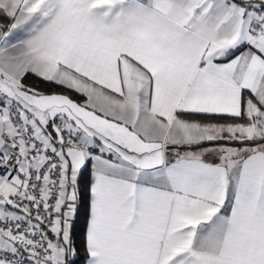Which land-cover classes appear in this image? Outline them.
Returning <instances> with one entry per match:
<instances>
[{
	"label": "snow or ice",
	"instance_id": "snow-or-ice-1",
	"mask_svg": "<svg viewBox=\"0 0 264 264\" xmlns=\"http://www.w3.org/2000/svg\"><path fill=\"white\" fill-rule=\"evenodd\" d=\"M77 262L264 264V0H0V264Z\"/></svg>",
	"mask_w": 264,
	"mask_h": 264
},
{
	"label": "trees",
	"instance_id": "trees-1",
	"mask_svg": "<svg viewBox=\"0 0 264 264\" xmlns=\"http://www.w3.org/2000/svg\"><path fill=\"white\" fill-rule=\"evenodd\" d=\"M35 80L34 77H29L27 82H33ZM84 229H85V219L83 214L80 215L79 219L77 220L76 223V235L78 237V241L80 243V252L81 255L83 254V233H84ZM77 264H79V262H77Z\"/></svg>",
	"mask_w": 264,
	"mask_h": 264
}]
</instances>
